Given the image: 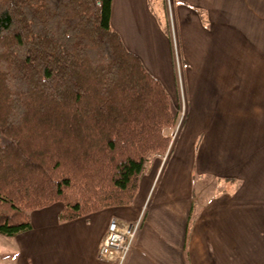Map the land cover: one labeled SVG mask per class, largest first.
Masks as SVG:
<instances>
[{
	"label": "crops",
	"instance_id": "0c3cea01",
	"mask_svg": "<svg viewBox=\"0 0 264 264\" xmlns=\"http://www.w3.org/2000/svg\"><path fill=\"white\" fill-rule=\"evenodd\" d=\"M168 2L113 0L111 25L172 104L183 84L170 150L148 157L130 205L65 222L62 202L30 212V230L0 238L7 263L105 264L116 219L140 221L126 264H264V0Z\"/></svg>",
	"mask_w": 264,
	"mask_h": 264
},
{
	"label": "trees",
	"instance_id": "16d2710c",
	"mask_svg": "<svg viewBox=\"0 0 264 264\" xmlns=\"http://www.w3.org/2000/svg\"><path fill=\"white\" fill-rule=\"evenodd\" d=\"M113 0H0V234L132 204L177 115L111 25Z\"/></svg>",
	"mask_w": 264,
	"mask_h": 264
},
{
	"label": "built area",
	"instance_id": "2783aa9c",
	"mask_svg": "<svg viewBox=\"0 0 264 264\" xmlns=\"http://www.w3.org/2000/svg\"><path fill=\"white\" fill-rule=\"evenodd\" d=\"M140 221L134 223L112 220L99 246V256L105 264H126L134 246Z\"/></svg>",
	"mask_w": 264,
	"mask_h": 264
},
{
	"label": "rangeland",
	"instance_id": "374dc122",
	"mask_svg": "<svg viewBox=\"0 0 264 264\" xmlns=\"http://www.w3.org/2000/svg\"><path fill=\"white\" fill-rule=\"evenodd\" d=\"M166 2L169 4V7H170V3L168 2V0H166ZM152 6L158 12V9H159L158 3H156L154 1ZM170 14H171V12H170ZM166 25H167L166 28H167L168 32L169 31L173 32L171 30V28H173V26H174L172 15H170V19H169V21H167ZM179 85L181 87L180 88L181 96L177 100V103L175 102V104H172L173 111L177 115V121H176V124L173 127H166L165 128V129L169 130V135H167V136H169L170 139H171L170 145H171V142H174V140L176 139V136L178 135L179 131L181 130V126H182V123H183V118H184V115H185V112H186V98H185V93H184V87H183V84L181 82H180ZM165 129H164V133H165ZM169 150H170V146H169L168 151ZM0 238L1 239H11L8 236H4V235H1V234H0ZM9 256H11V258H9ZM13 256H14V251L12 249L9 250L8 248L4 247V244L0 241V264H9V263H7V260L8 259L9 260L10 259L13 260V258H12ZM3 258H7L6 261L2 260Z\"/></svg>",
	"mask_w": 264,
	"mask_h": 264
}]
</instances>
